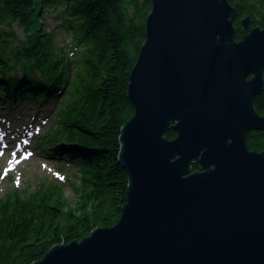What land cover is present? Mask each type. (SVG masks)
Returning <instances> with one entry per match:
<instances>
[{
	"label": "water",
	"instance_id": "water-1",
	"mask_svg": "<svg viewBox=\"0 0 264 264\" xmlns=\"http://www.w3.org/2000/svg\"><path fill=\"white\" fill-rule=\"evenodd\" d=\"M151 4L119 137L121 216L31 264H264V149L246 142L264 135V27L245 17L235 40L228 0Z\"/></svg>",
	"mask_w": 264,
	"mask_h": 264
},
{
	"label": "trees",
	"instance_id": "trees-1",
	"mask_svg": "<svg viewBox=\"0 0 264 264\" xmlns=\"http://www.w3.org/2000/svg\"><path fill=\"white\" fill-rule=\"evenodd\" d=\"M228 2L236 12L235 40L245 33V17L249 28L264 27V0ZM151 7V0H0V105L55 104L39 147L58 168L73 166L78 173L76 182L67 180L75 210L64 209L60 185L47 180L33 191L12 188L0 196V264H31L53 245L118 222L128 186L119 137L134 114L130 74ZM45 8L53 9L54 25L69 36L72 62L53 52L50 33L41 32L38 16ZM254 106L264 116V88ZM175 135L166 133L168 139ZM247 146L263 150L262 132L250 131Z\"/></svg>",
	"mask_w": 264,
	"mask_h": 264
},
{
	"label": "rangeland",
	"instance_id": "rangeland-1",
	"mask_svg": "<svg viewBox=\"0 0 264 264\" xmlns=\"http://www.w3.org/2000/svg\"><path fill=\"white\" fill-rule=\"evenodd\" d=\"M52 12V8H45L38 16L40 30L50 33L53 52L64 53L72 62L69 36L56 28ZM14 29L24 39L22 29L17 26ZM69 66L72 67V63ZM55 106L53 103L43 107L24 103L19 108L0 105V196L12 188L33 191L39 181L47 180L60 185L64 209L75 210L76 196L67 180L77 181L76 169L73 166L58 168L53 160L44 157L39 147L54 117Z\"/></svg>",
	"mask_w": 264,
	"mask_h": 264
},
{
	"label": "flooded vegetation",
	"instance_id": "flooded-vegetation-1",
	"mask_svg": "<svg viewBox=\"0 0 264 264\" xmlns=\"http://www.w3.org/2000/svg\"><path fill=\"white\" fill-rule=\"evenodd\" d=\"M251 131H254V130H251ZM249 132H250V131H249ZM249 132L246 134V142H247V136H248Z\"/></svg>",
	"mask_w": 264,
	"mask_h": 264
},
{
	"label": "bare ground",
	"instance_id": "bare-ground-1",
	"mask_svg": "<svg viewBox=\"0 0 264 264\" xmlns=\"http://www.w3.org/2000/svg\"><path fill=\"white\" fill-rule=\"evenodd\" d=\"M250 24V23H249Z\"/></svg>",
	"mask_w": 264,
	"mask_h": 264
}]
</instances>
